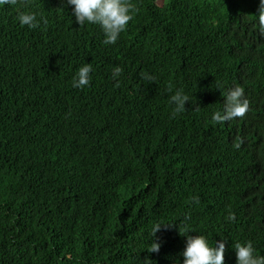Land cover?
Masks as SVG:
<instances>
[{
  "label": "trees",
  "instance_id": "trees-1",
  "mask_svg": "<svg viewBox=\"0 0 264 264\" xmlns=\"http://www.w3.org/2000/svg\"><path fill=\"white\" fill-rule=\"evenodd\" d=\"M130 2L108 45L64 0L0 5V264H182L197 235L226 242L225 264L237 243L264 255L260 0ZM22 11L47 24L21 27ZM235 86L249 110L218 123Z\"/></svg>",
  "mask_w": 264,
  "mask_h": 264
},
{
  "label": "clouds",
  "instance_id": "clouds-1",
  "mask_svg": "<svg viewBox=\"0 0 264 264\" xmlns=\"http://www.w3.org/2000/svg\"><path fill=\"white\" fill-rule=\"evenodd\" d=\"M17 0H0V5H15ZM64 5L72 8V15L75 16L79 25L85 23L99 25L104 32V44H115L120 38L121 33L127 31L129 23L134 19L136 9L130 0H64ZM258 18L264 26V0H260L258 8ZM20 26H27L30 29L41 27V23L47 24L43 17L38 19V13L35 11H22L17 17ZM122 69H114L113 77H118ZM93 66L91 63L83 64L73 78L72 86L83 89L89 86L92 80ZM150 79V77H149ZM244 97V89L241 86H235L230 89L223 113L217 112L213 119L218 123L226 122L237 117H243L249 110V104ZM190 98L183 90H178L171 97V103L174 105L173 116L186 111V103ZM231 219L235 220L233 215ZM168 225L156 224L152 229L153 242L150 247V253H159L162 242L156 237L162 227ZM226 242L217 241L212 246L205 236H187V242L182 252V264H225ZM237 264H264V255L257 254V251L251 241L237 243L235 245ZM176 264H180L177 261Z\"/></svg>",
  "mask_w": 264,
  "mask_h": 264
}]
</instances>
